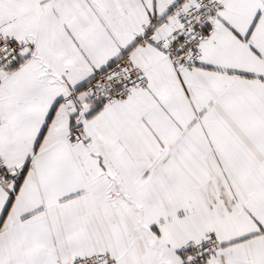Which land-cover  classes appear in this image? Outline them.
<instances>
[{
    "label": "snow or ice",
    "instance_id": "obj_1",
    "mask_svg": "<svg viewBox=\"0 0 264 264\" xmlns=\"http://www.w3.org/2000/svg\"><path fill=\"white\" fill-rule=\"evenodd\" d=\"M0 264H264V0H0Z\"/></svg>",
    "mask_w": 264,
    "mask_h": 264
}]
</instances>
